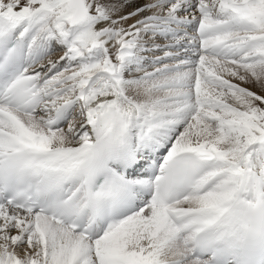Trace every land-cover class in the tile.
Listing matches in <instances>:
<instances>
[{"label": "snow or ice", "instance_id": "6c2138e0", "mask_svg": "<svg viewBox=\"0 0 264 264\" xmlns=\"http://www.w3.org/2000/svg\"><path fill=\"white\" fill-rule=\"evenodd\" d=\"M0 264H264V0H0Z\"/></svg>", "mask_w": 264, "mask_h": 264}]
</instances>
